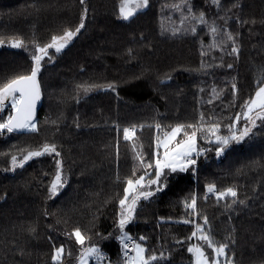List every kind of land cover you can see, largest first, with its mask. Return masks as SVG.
<instances>
[{
	"label": "trees",
	"instance_id": "16d2710c",
	"mask_svg": "<svg viewBox=\"0 0 264 264\" xmlns=\"http://www.w3.org/2000/svg\"><path fill=\"white\" fill-rule=\"evenodd\" d=\"M119 1L86 0L89 11L85 28L71 45L52 55V62L46 58L40 76L43 96L36 116L40 131L0 137V153L13 150V145L57 143L66 177L60 194L49 200L47 186L55 173L53 157L36 158L22 169L5 172L10 157L0 155V264H52L53 245L65 247L63 264H75L81 246L67 233L76 227L85 236L91 235L93 243L99 240L95 232L105 236L113 233V238L100 241L99 246L116 264L121 260L120 245L115 239L119 235V204L118 199L104 202L115 192L122 196L125 185L114 182L116 175L122 180L131 176L136 164L133 141L123 139L122 129L144 125L143 130L137 129L136 143L138 147L142 143L146 159L155 151L156 122L167 130L176 123H196L203 113L206 123L219 122L221 134H227L226 126L243 112L241 105L253 96L257 82L264 79V0H238L240 8H232L237 0H221L220 9L210 6L211 0H190L194 10L205 11L208 21L216 20L218 27L224 23L218 17H233L228 21V30L240 33L239 60L224 56L225 65L233 63V68L203 70H198L202 59L206 64L218 65L221 53L208 50L212 40L204 26H198L196 35L172 37L171 30L181 27V13L174 5H180L182 0H149L146 9L127 21L117 18ZM82 11L79 0H0V37L6 39L5 45L13 36L29 44L35 32L43 45L50 42L52 35L74 29ZM101 11L106 14L97 16ZM237 15L244 20L255 19L256 23L241 27L234 18ZM201 41L204 50L209 51L204 57ZM128 49L133 50L131 55ZM30 65L26 52L0 47V82L29 71ZM169 75L171 79H166ZM233 78L238 84L234 107L230 106ZM86 81L115 83L117 88L94 91L77 103L73 99L76 85ZM10 110L5 108L0 117L6 118ZM244 124L241 118L236 127L243 128ZM257 125L249 138L234 144L220 157L212 145L199 139V146L213 150L200 158L195 172L174 174L162 193L151 201H141L136 219L126 227L129 235L157 255L163 251L168 264H192L194 257L187 252V246L202 242L196 238L187 240L194 225L179 221L188 218L202 223L197 217H189L190 210L184 208V200L195 195L198 210L208 216L217 241H223L235 227L237 244L229 254L235 251L237 264H259L264 259V126L259 121ZM139 174L142 173L138 171ZM209 183L218 190L235 186L240 199L250 198L248 206L226 209L231 197L217 202L214 195H208L205 200ZM94 215L99 219L93 221ZM57 218L62 222L57 224ZM93 223L95 228L90 233ZM32 224L37 226L34 237L26 231ZM141 235L147 240L140 241ZM178 239L184 243L177 244ZM19 247L25 249L23 257L15 250Z\"/></svg>",
	"mask_w": 264,
	"mask_h": 264
},
{
	"label": "snow or ice",
	"instance_id": "6c2138e0",
	"mask_svg": "<svg viewBox=\"0 0 264 264\" xmlns=\"http://www.w3.org/2000/svg\"><path fill=\"white\" fill-rule=\"evenodd\" d=\"M79 3L83 6V11L78 25L74 29L66 28L62 35H52L50 42L41 45L35 36V32H33V38L29 44H26L23 39L16 36L8 39L9 47L22 49L29 54L31 65L29 71L9 76L0 82V112H3L8 105L11 108L6 118L0 117V137L13 133H38L40 131L36 116L37 105L43 96L40 76L44 68V62L46 58L47 62H52L53 56L50 55V50L54 49L55 54L61 53L81 33V30L85 28L89 9L86 0H79ZM148 6L149 0H120L117 18L127 21ZM210 6H215L218 9L222 8L221 0H211ZM174 7L181 13V27L171 30L172 37L187 33L196 35L198 26H204L207 27L208 34L212 40V43L207 46L208 50L219 51L221 53L218 65L206 64L202 59L200 69L198 70L225 66L228 69L233 68V63H227L226 65L224 63L225 55L239 60L241 54V45L238 41L240 33L238 31L235 33L229 31L227 27L228 21L233 19V17L227 15L218 17L224 21L223 25L218 27L216 20L208 21L205 11L194 10V5L190 0H182L180 5H174ZM240 7L241 5L238 0L237 3L232 5V8ZM227 11H231V9H227ZM234 18L241 27L248 24L255 25L256 23L255 19L244 20L238 15ZM261 23H264V20ZM161 34H164V29H162ZM5 44L6 39L0 37V47L5 46ZM132 51V49H128V54L131 55ZM209 51L204 50V43L201 41V57L208 55ZM212 59L215 60L216 57L213 56ZM166 79H171V76H167ZM116 88L117 85L115 83L98 84L86 81L76 85V94L73 96V99L79 103L82 97H86L94 91H116ZM231 90L233 99L230 106L234 107L237 98L236 93L238 92V84L235 78H233V82L231 83ZM200 91L203 92L204 89H200ZM213 95L218 98L215 88H213ZM208 103L211 104L212 100H209ZM241 107L243 112L237 113L233 123L226 126L228 129L227 134H221V124L219 122L210 120L206 123L203 113H200L199 121L196 123H176L175 125L167 126V130H164V126L161 123L156 122L154 125L157 132L155 151L147 159L142 152V143L139 144V147L136 143L139 139L137 137V129L143 130L144 125L133 124L122 129L123 139L125 141H133V159L136 161V164L133 166L131 176H126L122 180L118 173L116 175L114 182L125 185L122 190V196L120 192H115L112 197L104 202L108 204L112 200L118 199L119 204V219L116 222L119 235H116L115 239L119 242L122 260H118L116 264H168V257L165 256L163 251L157 255L155 250H149L144 244L135 242L133 237L126 231V227L136 219L141 201H151L157 194L162 193L168 187L169 179L174 178V174L187 173L189 171L195 172L200 158L209 151H212L213 148L215 155L220 157L234 144H241L246 138H249L253 134V130L258 126L257 121H259L260 126H264V79L257 82L254 96L245 100ZM241 115L245 121L243 128L236 127L241 119ZM51 123L56 124L57 122L52 121ZM76 127H80L78 122H76ZM149 127H152V125H149ZM117 130H119L118 126ZM162 130L163 136L161 137L160 132ZM201 138L207 144L212 145L213 148L199 146L198 140ZM12 149L9 152L0 153L2 156L10 157L9 166L3 169L5 172H15L17 169H22L36 158L44 156L53 157L55 173L47 186V199L56 198L66 182L60 146L55 142L45 141L43 144L35 147L31 145L25 147L13 145ZM118 151L117 144V156ZM138 171L142 174L137 175ZM45 175L48 174L45 173ZM208 195H214L217 202L231 197V203L225 205L226 209H232L234 205L246 208L250 199L247 196L244 199H240L235 186L218 190L214 183L206 185L205 200L208 198ZM183 204L185 209L190 210L187 213L189 217H197L202 220V223L188 218L179 221L183 224L194 225V230L187 237V240L190 241L192 238H196L202 242L201 244H188L187 246V252L191 253L194 257L192 264H237L235 251L232 250L231 254H229V250L234 249V246L237 244V238L234 235L236 231L235 227L232 228L223 241H217L212 233L208 216L201 214L198 210L197 197L192 195L190 200L185 199ZM97 211L99 213V209ZM44 215H49L46 209ZM97 219H99V215H94L93 221ZM56 222L59 224L62 221L60 218H57ZM63 222L67 223V221ZM93 228H95L94 223L89 229L90 233ZM26 231L34 237L37 232V226L32 224ZM67 235L69 238L74 236L75 243L81 246L79 255L76 257V264H90L91 260H94L95 264H105V262L106 264H113L111 259L106 256L99 246L100 241L113 238V233L110 232L105 236L99 231L95 232V235L99 238L96 243L92 242L91 235L85 236L79 227L74 228ZM261 239L264 240V233L261 234ZM139 240L146 241L147 237L141 235ZM176 243L182 244L184 241L178 239ZM15 250L22 257L26 255L23 247L16 248ZM27 255H30V253H27ZM64 255L65 247L63 245L59 247L53 245L52 264H63ZM68 255L71 256V253L69 252ZM170 255L171 253H169ZM259 264H264V259L260 260Z\"/></svg>",
	"mask_w": 264,
	"mask_h": 264
},
{
	"label": "rangeland",
	"instance_id": "374dc122",
	"mask_svg": "<svg viewBox=\"0 0 264 264\" xmlns=\"http://www.w3.org/2000/svg\"><path fill=\"white\" fill-rule=\"evenodd\" d=\"M119 5H120V1L118 2V11H119ZM105 14H106V12H104V11H101V12H99V13H98V15H97V16H99V15H105ZM61 35H62V34H61ZM74 39H75V38H74ZM74 39H73V40H74ZM73 40H72V42H73ZM72 42H71L69 45H71V44H72ZM26 44H28V43H26ZM69 45H68V46H69ZM5 46L9 47V46H8V44H7V45H5ZM68 46H67V47H68ZM67 47H66V48H67ZM29 48H30V45H29ZM18 50H21V51H23L22 49H18ZM30 50H31V48H30ZM24 52H25V51H24ZM26 53H27V52H26ZM27 54H28V53H27ZM53 54H55V53H54V49H53V50H50V55H53ZM28 55H29V54H28ZM254 94H255V92H254ZM254 94H253V96H254ZM6 108H9V109H11V108H10V105H8ZM241 118H243V116H242V115H241ZM137 243H142V242H139V241H137ZM142 244H143V243H142ZM144 246H145V245H144ZM91 261H92V260H91ZM91 261H90V262H91ZM75 264H76V263H75Z\"/></svg>",
	"mask_w": 264,
	"mask_h": 264
},
{
	"label": "water",
	"instance_id": "95a60500",
	"mask_svg": "<svg viewBox=\"0 0 264 264\" xmlns=\"http://www.w3.org/2000/svg\"><path fill=\"white\" fill-rule=\"evenodd\" d=\"M40 105H41V101H40V102L38 103V105H37V113H38V111H39Z\"/></svg>",
	"mask_w": 264,
	"mask_h": 264
},
{
	"label": "built area",
	"instance_id": "2783aa9c",
	"mask_svg": "<svg viewBox=\"0 0 264 264\" xmlns=\"http://www.w3.org/2000/svg\"><path fill=\"white\" fill-rule=\"evenodd\" d=\"M133 240H134L135 242H137L134 238H133ZM120 257H121V260H122V253L120 254Z\"/></svg>",
	"mask_w": 264,
	"mask_h": 264
}]
</instances>
